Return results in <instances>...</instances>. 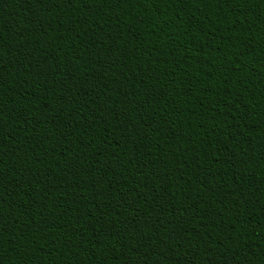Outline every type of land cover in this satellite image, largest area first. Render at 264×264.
Wrapping results in <instances>:
<instances>
[{
	"label": "trees",
	"instance_id": "trees-1",
	"mask_svg": "<svg viewBox=\"0 0 264 264\" xmlns=\"http://www.w3.org/2000/svg\"><path fill=\"white\" fill-rule=\"evenodd\" d=\"M0 264H264V0H0Z\"/></svg>",
	"mask_w": 264,
	"mask_h": 264
}]
</instances>
